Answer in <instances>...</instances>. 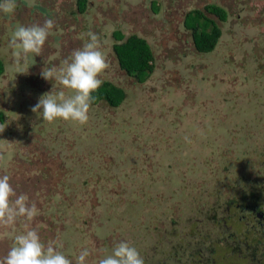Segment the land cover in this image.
Here are the masks:
<instances>
[{
	"label": "rangeland",
	"instance_id": "374dc122",
	"mask_svg": "<svg viewBox=\"0 0 264 264\" xmlns=\"http://www.w3.org/2000/svg\"><path fill=\"white\" fill-rule=\"evenodd\" d=\"M78 2L35 0L28 8L16 0L12 13L0 11V176L38 209L31 221L0 226V259L15 235L34 229L46 246L62 245L72 264L85 248L86 264H99L121 242L144 264L259 262L260 254L230 258L221 229L232 200L251 194L264 203V0H86L83 12ZM209 5L226 20L205 11ZM194 10L221 30L211 53L197 52L184 26ZM49 17L55 25L35 64L18 66L9 47L15 27ZM89 32L108 63L102 85L122 89L125 100L91 105L83 125L43 121L31 111L42 95L54 87L73 93L42 70L62 66ZM115 32L149 44L153 72L143 82L119 68ZM228 226L241 238L243 224Z\"/></svg>",
	"mask_w": 264,
	"mask_h": 264
},
{
	"label": "clouds",
	"instance_id": "9594fccd",
	"mask_svg": "<svg viewBox=\"0 0 264 264\" xmlns=\"http://www.w3.org/2000/svg\"><path fill=\"white\" fill-rule=\"evenodd\" d=\"M24 2L28 8L35 6V0ZM15 7L16 0L0 2V11L4 13H12ZM54 25V19L49 17L42 25L15 27L9 47L14 50L13 55L18 66L21 61L24 65L35 64V57L40 55ZM88 37V42L82 48L73 50L62 66L45 67L42 70L43 79L55 80L73 93L66 96L63 90L56 91L54 87L51 92L42 95L31 111L40 113L43 121L51 123L63 119L81 125L87 123L92 94L101 87L103 81L99 77L108 68L106 57L101 51L99 36L89 32ZM3 131L4 129L0 128V132ZM3 159L4 156L0 154V160ZM37 215L36 203H29L25 194L17 195L8 175L0 176V226H12L21 217L31 221ZM59 247L62 245L55 242H49L46 246L41 242L38 232L29 229L15 235L13 246L6 256L0 259V264H72ZM89 255L87 248L80 251L76 264H86ZM99 264H144V260L134 246L121 242L113 248L110 255L100 259Z\"/></svg>",
	"mask_w": 264,
	"mask_h": 264
},
{
	"label": "trees",
	"instance_id": "16d2710c",
	"mask_svg": "<svg viewBox=\"0 0 264 264\" xmlns=\"http://www.w3.org/2000/svg\"><path fill=\"white\" fill-rule=\"evenodd\" d=\"M85 7L86 0H79V11L83 12ZM154 11L156 13L157 8H154ZM205 11L221 22L227 18L226 11L216 5L206 6ZM208 25L210 32L205 31ZM184 26L186 29L192 30V42L197 52L204 54L215 50L221 37V30L213 19L205 17L202 11L194 10L186 15ZM199 29L202 31L199 32ZM113 36L117 43L113 45L112 49L119 68L128 76H133L139 82H143L144 77L153 72V52L149 44L136 35L125 38L121 33L115 32ZM3 73L4 65L0 61V78ZM92 96V106L106 103L111 108H118L125 100V92L109 83L103 84ZM3 120V114L0 113V121L3 122Z\"/></svg>",
	"mask_w": 264,
	"mask_h": 264
},
{
	"label": "flooded vegetation",
	"instance_id": "af4514ba",
	"mask_svg": "<svg viewBox=\"0 0 264 264\" xmlns=\"http://www.w3.org/2000/svg\"><path fill=\"white\" fill-rule=\"evenodd\" d=\"M259 198L246 194L239 201L232 200L228 205L227 209H230V211H228V217L222 219L223 227L221 230L224 231L226 236L223 241L226 242L229 251H231L230 253L233 254L230 258L236 257L237 254L241 260L250 256L254 261L260 254L259 262L255 264H264V203L259 201ZM235 219H237V223L243 224L245 227L244 231L241 232L243 233L241 238L238 240L236 237L240 235V232L236 231L235 234H232L233 229H230L231 226L226 227L228 222L231 223ZM251 234L253 236L250 237ZM258 249H260V252H258ZM200 261L198 260L196 263L200 264ZM246 263L252 264L254 262L247 261Z\"/></svg>",
	"mask_w": 264,
	"mask_h": 264
}]
</instances>
